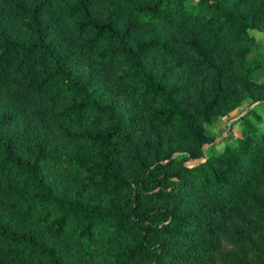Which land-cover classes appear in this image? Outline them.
Returning a JSON list of instances; mask_svg holds the SVG:
<instances>
[{
    "label": "trees",
    "instance_id": "obj_1",
    "mask_svg": "<svg viewBox=\"0 0 264 264\" xmlns=\"http://www.w3.org/2000/svg\"><path fill=\"white\" fill-rule=\"evenodd\" d=\"M255 30L264 0H0V264H264L262 118L205 130L264 104Z\"/></svg>",
    "mask_w": 264,
    "mask_h": 264
},
{
    "label": "rangeland",
    "instance_id": "obj_2",
    "mask_svg": "<svg viewBox=\"0 0 264 264\" xmlns=\"http://www.w3.org/2000/svg\"><path fill=\"white\" fill-rule=\"evenodd\" d=\"M252 35L255 36L257 39H260L264 44V32L255 30L252 31ZM247 109H253L256 113L260 115V117L262 118L261 122L257 121L254 116L249 114L247 115V118L251 120L256 126L263 128L264 104L257 102L249 105L247 102H245L242 103L240 106H237L231 111L227 112L226 114H216L212 116L211 123L209 125H206L205 127L207 135H224L222 142L233 140L238 136H242L245 132L243 129L242 118L246 116H244V112Z\"/></svg>",
    "mask_w": 264,
    "mask_h": 264
}]
</instances>
